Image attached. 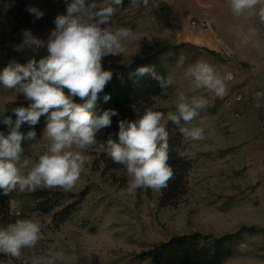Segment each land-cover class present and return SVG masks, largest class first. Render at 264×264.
<instances>
[{
	"label": "rangeland",
	"instance_id": "obj_1",
	"mask_svg": "<svg viewBox=\"0 0 264 264\" xmlns=\"http://www.w3.org/2000/svg\"><path fill=\"white\" fill-rule=\"evenodd\" d=\"M96 1L97 6L111 2ZM67 2L0 0V46L27 60L47 55L46 49L36 53L14 49L24 39V30L47 40L55 17L66 14ZM30 6L42 11L43 17L30 13ZM113 7L112 30L129 27L134 36L123 41L124 54L103 58L105 70L116 74L162 49L177 53L169 72L174 83L155 99V106L166 111V128L178 94L208 100L186 126L200 127L204 133V139L196 141L184 136L185 151L194 163L188 191L168 206L161 204V190L137 189L129 194L131 177L126 169L117 164V170L106 171L100 160L106 152L96 143L84 150L88 161L71 191L49 189L75 199L85 195L67 222L54 223L57 210L52 214L36 210L32 195L46 189L0 194V227L31 219L41 225L43 235L18 258L0 253V264H32L34 256L50 252L63 253L64 260L57 264H154L142 255L173 238L194 235L234 237V255L224 264H264V23L258 16H233L228 0H148L147 5L143 0H123ZM237 28L248 37L247 44ZM198 61L209 63L221 75L233 74L223 98L194 87L188 71ZM257 93L262 98L253 100ZM29 102L0 85V112L6 109L0 121ZM47 144L42 132L22 159L34 164Z\"/></svg>",
	"mask_w": 264,
	"mask_h": 264
},
{
	"label": "clouds",
	"instance_id": "obj_2",
	"mask_svg": "<svg viewBox=\"0 0 264 264\" xmlns=\"http://www.w3.org/2000/svg\"><path fill=\"white\" fill-rule=\"evenodd\" d=\"M148 0H143L147 5ZM123 0H111L110 4L86 3V0H70L66 5V14H58L53 23L55 28L47 40L34 36L30 30H24L21 44L14 50L24 48L33 53L46 49L47 55L39 60L33 56L26 64L9 65L0 72V85L14 90L30 101L28 107H16L12 111L16 116H4L3 124L10 129L7 135L0 133V194L10 195L17 189L21 192L41 189H62L71 191L88 161L84 150L96 145L97 133L110 127L116 110L107 109L101 113L93 111L99 94L111 81L113 72L102 65L107 55L125 52L123 41L133 38L129 27L112 30V18L116 7ZM233 16L257 17L264 23V3L261 0H228ZM36 18L44 13L36 7L27 9ZM242 43H248L239 28ZM137 76L151 74L162 88L167 89L174 81L168 76H159L153 67L136 69ZM194 87L203 88L214 97L223 98L227 93V81L234 77L231 72L221 75L212 65L198 61L188 71ZM65 89L67 93H65ZM73 97H79L84 103H76ZM110 97L105 95L104 100ZM208 105V100L185 94H178L175 100V112L167 115L180 133L191 140L204 139L200 127H186L199 115V111ZM6 109L0 113L5 112ZM41 116L46 117L43 137L48 144L46 151L33 164L23 158L22 141L35 140L36 132L26 135L19 129L22 123L36 125ZM165 114L146 109L135 121H120L118 142L109 137L105 144L106 154L114 163L123 165L131 177L127 192L137 189L159 191L166 188L174 177V170L168 164L169 133L163 123ZM183 122V123H182ZM27 170V171H25ZM43 239L41 225L31 219H17L6 227H0V253L20 257L23 249L34 248ZM62 252H50L44 256H34L32 264H57L63 261Z\"/></svg>",
	"mask_w": 264,
	"mask_h": 264
},
{
	"label": "trees",
	"instance_id": "obj_3",
	"mask_svg": "<svg viewBox=\"0 0 264 264\" xmlns=\"http://www.w3.org/2000/svg\"><path fill=\"white\" fill-rule=\"evenodd\" d=\"M95 2L97 1L86 0V3ZM177 57V53L168 54V49H162L147 58L136 61L130 68L113 74L111 81L99 94L93 111L99 114L103 110L114 109L118 115L111 118L110 127L103 128L97 133V144L100 146L105 144L109 137L118 142L120 121L130 122L138 120L146 109L151 108L153 111L163 112L166 117V111L155 106V99L161 97L171 86L164 89L151 74L137 76L135 73L139 67L149 66L153 67L155 72L166 80L169 76L170 68L176 62ZM27 61V59L19 57L13 50L0 46V72L9 65L16 63L26 64ZM65 93L68 94L66 89ZM105 95L109 96L110 99L105 101ZM73 100L76 103L85 102L79 97H73ZM30 103L23 107H28ZM4 116H11L13 122L16 119L13 112L6 113ZM45 124V116H41L39 122L34 126L28 123L21 124L19 131L22 134L26 135L32 130L36 132L35 140L22 141L23 155L28 152L39 135L44 131ZM9 131L10 129L7 125L0 124V133L7 135ZM167 131L169 133L168 164L174 170V177L168 182L166 188L161 189L162 206L171 205L186 194L188 191V178L194 167L193 161L185 151L184 136L180 133L177 126L169 121ZM101 148L105 151L104 147L101 146ZM100 160L105 163L106 171L120 168L117 163L107 157L106 153L102 155ZM32 197L36 203V210L45 214H52L57 210L53 215V221L56 225H59L67 222L75 215L85 195L83 194L78 199H75L74 195L56 193L46 189L35 192ZM66 199L75 200L65 205L64 201ZM233 239L234 237L215 239L202 235L176 237L142 255V258L152 260L154 264H224L234 255Z\"/></svg>",
	"mask_w": 264,
	"mask_h": 264
},
{
	"label": "built area",
	"instance_id": "obj_4",
	"mask_svg": "<svg viewBox=\"0 0 264 264\" xmlns=\"http://www.w3.org/2000/svg\"><path fill=\"white\" fill-rule=\"evenodd\" d=\"M262 98V94L261 93H257L255 96H254V99L253 100H256V99H261ZM242 100V98L240 97V101Z\"/></svg>",
	"mask_w": 264,
	"mask_h": 264
}]
</instances>
